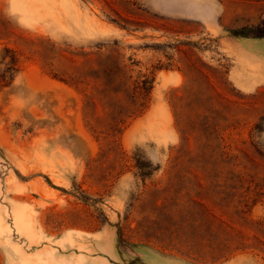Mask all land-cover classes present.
Returning a JSON list of instances; mask_svg holds the SVG:
<instances>
[{
  "label": "rangeland",
  "instance_id": "rangeland-1",
  "mask_svg": "<svg viewBox=\"0 0 264 264\" xmlns=\"http://www.w3.org/2000/svg\"><path fill=\"white\" fill-rule=\"evenodd\" d=\"M214 2L0 0V264H264V86L223 43L264 0Z\"/></svg>",
  "mask_w": 264,
  "mask_h": 264
},
{
  "label": "crops",
  "instance_id": "crops-1",
  "mask_svg": "<svg viewBox=\"0 0 264 264\" xmlns=\"http://www.w3.org/2000/svg\"><path fill=\"white\" fill-rule=\"evenodd\" d=\"M214 10V0H208ZM192 11L197 13L195 19H199L218 34L220 26L215 13H207V9L196 5ZM223 43L229 47V54L233 56V64L229 68L228 77L232 84L243 91H255L264 86V36L243 37L229 35L223 38Z\"/></svg>",
  "mask_w": 264,
  "mask_h": 264
},
{
  "label": "trees",
  "instance_id": "trees-1",
  "mask_svg": "<svg viewBox=\"0 0 264 264\" xmlns=\"http://www.w3.org/2000/svg\"><path fill=\"white\" fill-rule=\"evenodd\" d=\"M244 28H241V30H243ZM232 35H240V33H237V31H231ZM241 36H243L241 34ZM258 36H264L263 33H261L260 35H254V37H258ZM0 59H2L3 61L5 60V66L4 69L2 71V73H0V81H2L4 83V85L9 84L14 77V74L18 71L19 69V64H18V56L16 53V50H14L11 47L8 46H4L1 50H0ZM142 174H145V172H143Z\"/></svg>",
  "mask_w": 264,
  "mask_h": 264
}]
</instances>
